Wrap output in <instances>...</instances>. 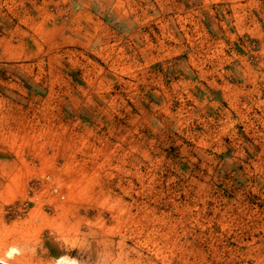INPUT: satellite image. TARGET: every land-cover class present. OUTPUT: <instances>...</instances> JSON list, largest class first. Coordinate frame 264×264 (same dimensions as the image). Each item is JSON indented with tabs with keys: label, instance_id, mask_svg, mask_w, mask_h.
<instances>
[{
	"label": "rangeland",
	"instance_id": "374dc122",
	"mask_svg": "<svg viewBox=\"0 0 264 264\" xmlns=\"http://www.w3.org/2000/svg\"><path fill=\"white\" fill-rule=\"evenodd\" d=\"M89 5L165 32L115 61L30 22ZM17 25L26 47L0 50V264H264V0H0V38ZM185 80L232 84L228 117L185 104ZM82 91L91 112L67 106ZM168 98L183 119L165 121Z\"/></svg>",
	"mask_w": 264,
	"mask_h": 264
},
{
	"label": "crops",
	"instance_id": "0c3cea01",
	"mask_svg": "<svg viewBox=\"0 0 264 264\" xmlns=\"http://www.w3.org/2000/svg\"><path fill=\"white\" fill-rule=\"evenodd\" d=\"M41 12L35 13L37 16L31 17L30 22L35 23L36 26H38L43 33L51 34L53 39L56 41V44H64V42L67 44H78L82 46L83 49H92L94 52L96 51L98 55L106 54L110 55V57H113L116 61L120 55L114 53L116 48L117 49H130V54H123V56H127L128 59L136 58V47L139 45L138 42L149 41L150 33L155 34L156 33H162L164 34L165 30V22L164 21H157L161 22L160 24L156 25V30L151 27L150 25H138L130 23V26L133 28H130L129 26L122 29L121 26L120 29H115L111 24L107 23L105 21V12L102 10H93L92 7L89 5L88 7L81 8L75 13H73L72 17L69 21H67L65 24L62 25H52L47 27L46 22L48 19L52 18V14L47 10V7H42L40 9ZM27 13L24 11L23 13L18 12V22L25 23L24 20H22V17H26ZM121 15L120 17H122ZM21 17V18H20ZM8 33L10 32V27L8 28ZM146 31V32H144ZM25 35L26 30H24L20 25L15 26V32L10 36L9 34L7 36H3L0 38V50L3 49L1 52L5 53V48L9 47L12 48L13 46L17 48L24 49L26 47L25 45ZM16 36V37H15ZM113 36H117L119 39L116 40L120 43V45L117 42H112ZM139 36L142 37V39H139ZM158 36V35H157ZM258 36H261V34H258ZM17 40L19 43L17 45H14L12 43ZM54 40L48 39V41L54 42ZM115 40V39H114ZM148 43L146 42V45ZM148 45L153 46V43H149ZM160 47L165 48V44L162 43ZM20 52V51H19ZM15 54V53H13ZM134 54V55H133ZM22 55V54H21ZM5 56V55H4ZM11 56V54L9 55ZM144 59V64L147 66L150 62V64L154 63L157 60H163L165 59V54H156L152 51L144 53L142 55ZM138 62L135 61L134 64H137ZM185 64L183 63L181 65V68L187 72V69L185 68ZM159 68H165V62L158 65ZM161 75L165 77V70L163 72H159ZM189 73V72H187ZM176 75V73H174ZM75 75V74H74ZM109 74L102 75L100 77V80L97 81V85L95 81L92 82V86L95 87H101L105 83L106 80H110L108 77ZM186 76L183 72V75L181 77ZM192 76V75H190ZM83 78H85V74L82 75ZM184 80V78H183ZM182 80V81H183ZM184 85H187L184 92H188L186 95H184V102L186 103H196L197 107H200V112L202 114H211L215 111L220 114H225V117H228V112L231 113L232 109L229 107V104L223 103L224 101L228 102V97L231 94L233 85L228 84V81H223L222 84H216L214 82L209 83L211 85V89H207L203 84H199L197 82H194L193 80H185ZM225 85V86H224ZM91 86L90 83H85L81 85V89H89ZM197 86V87H196ZM192 87L193 91H190V88ZM165 88V87H162ZM199 89V90H198ZM195 92V93H194ZM165 94V92H164ZM166 96V95H165ZM168 96V95H167ZM71 100L70 103L67 104L69 108L71 107V110L73 111H92L94 107L93 105H96V101L93 99H86L85 101V92L82 91V94L77 96L75 94L71 95L69 97ZM187 98V100L185 99ZM193 99L194 101H191ZM187 101V102H186ZM99 104V103H98ZM163 104V109L165 110V121L167 120V117H173L178 116L177 120H181L185 117L184 112L182 111L181 106H185V104L179 103V102H171L170 99L165 100ZM151 105H153L151 103ZM87 106V108H85ZM92 109V110H91ZM100 110L99 108H97ZM105 107H103V110ZM106 110V109H105ZM100 112V111H98ZM191 111H189L190 113ZM225 112V113H223ZM216 113V115H217ZM191 115V114H190ZM219 115V114H218ZM168 122V121H167ZM169 125V124H168Z\"/></svg>",
	"mask_w": 264,
	"mask_h": 264
},
{
	"label": "bare ground",
	"instance_id": "6f19581e",
	"mask_svg": "<svg viewBox=\"0 0 264 264\" xmlns=\"http://www.w3.org/2000/svg\"><path fill=\"white\" fill-rule=\"evenodd\" d=\"M13 250H14V249H11V251H10V252L12 253V252H13Z\"/></svg>",
	"mask_w": 264,
	"mask_h": 264
}]
</instances>
